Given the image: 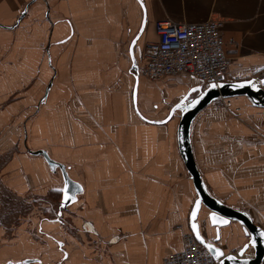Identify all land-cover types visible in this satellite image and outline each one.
I'll return each mask as SVG.
<instances>
[{
  "label": "crops",
  "instance_id": "crops-1",
  "mask_svg": "<svg viewBox=\"0 0 264 264\" xmlns=\"http://www.w3.org/2000/svg\"><path fill=\"white\" fill-rule=\"evenodd\" d=\"M141 2L136 74V0H0V194L27 210L11 234L0 226V264H163L182 250L196 196L177 148L180 112L167 118L206 86L187 74L145 79L142 50L155 22H220L225 81H264V0ZM230 101L234 111L211 104L193 120L194 161L208 193L264 231V109ZM29 151L80 187L66 209L54 205L60 172ZM219 233L225 254L247 242L237 223Z\"/></svg>",
  "mask_w": 264,
  "mask_h": 264
},
{
  "label": "water",
  "instance_id": "water-1",
  "mask_svg": "<svg viewBox=\"0 0 264 264\" xmlns=\"http://www.w3.org/2000/svg\"><path fill=\"white\" fill-rule=\"evenodd\" d=\"M136 1L142 9L143 20L140 30L133 40L135 41V43H133L132 41L130 44L129 53L132 63V70L137 74L138 69L133 56V47L135 46L137 40L139 39L145 28V9L144 6H141V0ZM136 78L137 77H135V79ZM249 81H251L252 83L249 84ZM209 85L204 89H202V87L197 88L196 92H198V96L195 98H189L191 92L186 94L175 106L171 108L167 118L169 120L176 111L180 112V119L176 128L177 148L185 171L192 182L193 190L196 196L188 217L189 231L193 234L197 242L200 245L204 246L211 254V256L218 261V264H221V261H223V264H261L264 259V236H261L260 233L264 231L259 226L255 225L245 213L227 207L225 204L218 201L208 193L194 161L191 148L190 129L192 122L197 114L210 106L214 101L219 99L245 97L253 107L264 109V89L262 88L264 87V81L257 82L254 79L241 82L224 81L218 83L217 87L214 88H210ZM233 85L242 86L233 87ZM252 85H255V87H253ZM47 93L48 89H46L44 93V99ZM133 98V100H135V90L133 92ZM194 101L195 103L193 104ZM29 154L32 156L42 157L50 170H52L53 172L59 171L63 181V188H65V185L67 184L69 195L75 196L74 201L71 199L65 201L64 193L62 192L60 207L62 209H66L69 205L75 202L76 195L79 193L80 187L68 178L65 168L60 164L52 161L44 151H29ZM197 201H199L198 207L196 204ZM194 209L196 211L195 220H193L192 217V212ZM202 210L206 213L205 215L202 214L200 216ZM212 213H215L216 217L218 218L216 223H213L211 219ZM220 221H226V223H222ZM193 223L197 225V231L199 232L203 243L201 242V239H197L196 232H194L192 228ZM231 223H237L240 226L243 235L247 238V242L236 252V254H225L222 249L217 246L220 238L219 230L223 227H229ZM205 234H209L213 238L210 241H207L205 239ZM217 237L219 238L217 239ZM207 244H211L213 248L210 250L207 247ZM215 249H220V251L223 252L224 255L217 259L214 252ZM249 249L252 250V255L251 257L246 258L244 257V254ZM228 257H231V259H229ZM30 262L31 261H23L17 264H29Z\"/></svg>",
  "mask_w": 264,
  "mask_h": 264
},
{
  "label": "built area",
  "instance_id": "built-area-1",
  "mask_svg": "<svg viewBox=\"0 0 264 264\" xmlns=\"http://www.w3.org/2000/svg\"><path fill=\"white\" fill-rule=\"evenodd\" d=\"M220 29L221 23L215 21L155 22L156 40L144 44L142 50V75L151 82L183 74L199 80L204 86L224 82L230 59L226 56ZM212 105L217 110L234 111L230 99H219ZM82 230L95 234L87 223H83ZM182 243V250L167 257L163 264H218L190 231L182 234Z\"/></svg>",
  "mask_w": 264,
  "mask_h": 264
},
{
  "label": "rangeland",
  "instance_id": "rangeland-1",
  "mask_svg": "<svg viewBox=\"0 0 264 264\" xmlns=\"http://www.w3.org/2000/svg\"><path fill=\"white\" fill-rule=\"evenodd\" d=\"M35 208L39 207V204H34ZM55 207H60V202H55ZM26 205L24 206L17 199L6 195V193L0 194V226L4 227L10 234L15 230V227L22 222L23 218H18V214L25 215L26 219Z\"/></svg>",
  "mask_w": 264,
  "mask_h": 264
},
{
  "label": "snow or ice",
  "instance_id": "snow-or-ice-1",
  "mask_svg": "<svg viewBox=\"0 0 264 264\" xmlns=\"http://www.w3.org/2000/svg\"><path fill=\"white\" fill-rule=\"evenodd\" d=\"M141 6H143L141 4ZM133 43H135V41H133ZM249 84H251L252 82L249 81L248 82ZM239 86H242V85H233V87H239ZM253 87H255V85H252ZM210 88H214V87H217V85L215 83L213 84H210L209 85ZM195 103V101L193 102V104ZM186 110V109H185ZM57 191H62L64 193V200L67 201V200H75V196H70L69 195V191L67 189V184L65 185V188L63 189H57ZM197 204V207L199 206V201L196 202ZM62 206H63V203H62ZM195 216H196V211L195 209L193 210L192 212V217H193V220H195ZM211 219L213 221V223H216L217 222V217H216V214L215 213H212V216H211ZM222 223H226V221H220ZM192 228H193V231L196 232V236H197V239H201L200 235H199V232L197 231V225L195 223L192 224ZM261 236H264V232H261L260 233ZM219 237H217L218 239ZM201 242L203 243V240L201 239ZM207 247L211 250L213 248V246L211 244H207ZM247 247V245H246ZM215 252V256L217 257V259H219L220 257H222L224 255L223 252L220 251V249H215L214 250ZM229 259H231V257H228ZM221 264H223V261H221Z\"/></svg>",
  "mask_w": 264,
  "mask_h": 264
},
{
  "label": "bare ground",
  "instance_id": "bare-ground-1",
  "mask_svg": "<svg viewBox=\"0 0 264 264\" xmlns=\"http://www.w3.org/2000/svg\"><path fill=\"white\" fill-rule=\"evenodd\" d=\"M238 225V224H237ZM230 226H231V224H230ZM240 227V226H239ZM180 228V227H179ZM212 237V236H211ZM210 239V238H209ZM208 240V239H207ZM224 252V251H223Z\"/></svg>",
  "mask_w": 264,
  "mask_h": 264
}]
</instances>
